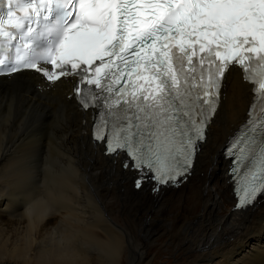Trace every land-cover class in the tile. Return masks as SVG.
<instances>
[{
  "label": "bare ground",
  "instance_id": "1",
  "mask_svg": "<svg viewBox=\"0 0 264 264\" xmlns=\"http://www.w3.org/2000/svg\"><path fill=\"white\" fill-rule=\"evenodd\" d=\"M231 67L191 173L155 192L91 140L75 78L1 75L0 264H264V195L234 210L223 155L252 101Z\"/></svg>",
  "mask_w": 264,
  "mask_h": 264
},
{
  "label": "snow or ice",
  "instance_id": "2",
  "mask_svg": "<svg viewBox=\"0 0 264 264\" xmlns=\"http://www.w3.org/2000/svg\"><path fill=\"white\" fill-rule=\"evenodd\" d=\"M0 0V74L31 69L50 81L76 78L73 97L91 109L93 142L143 183L176 186L206 138L232 66L252 84L240 136L261 167L245 174L236 205L264 195V0ZM14 41H18L14 43ZM22 42V44L20 43ZM14 49V55H13ZM51 65V67H48ZM243 151V150H242ZM241 157L233 160V174Z\"/></svg>",
  "mask_w": 264,
  "mask_h": 264
},
{
  "label": "rangeland",
  "instance_id": "3",
  "mask_svg": "<svg viewBox=\"0 0 264 264\" xmlns=\"http://www.w3.org/2000/svg\"><path fill=\"white\" fill-rule=\"evenodd\" d=\"M231 215H235V214H231ZM235 216L237 218H239L237 215H235ZM239 219H245V218H239ZM161 240H162V238L158 239V242H160ZM161 245H162V243H161ZM153 252L155 253L156 257L149 264H176L177 260L180 258L179 253H177L178 258L175 259L174 258L175 255H171L172 257H170L169 255H166V254H163V253H160V252L156 251V249L153 250Z\"/></svg>",
  "mask_w": 264,
  "mask_h": 264
}]
</instances>
